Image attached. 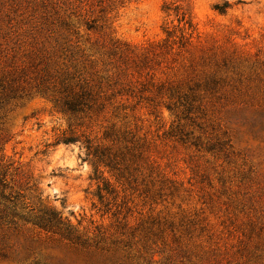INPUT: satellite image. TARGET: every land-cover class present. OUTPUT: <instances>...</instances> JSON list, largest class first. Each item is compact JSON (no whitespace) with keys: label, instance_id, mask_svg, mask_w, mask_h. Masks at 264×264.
<instances>
[{"label":"rangeland","instance_id":"1","mask_svg":"<svg viewBox=\"0 0 264 264\" xmlns=\"http://www.w3.org/2000/svg\"><path fill=\"white\" fill-rule=\"evenodd\" d=\"M0 175V264H264V0H0Z\"/></svg>","mask_w":264,"mask_h":264},{"label":"trees","instance_id":"2","mask_svg":"<svg viewBox=\"0 0 264 264\" xmlns=\"http://www.w3.org/2000/svg\"><path fill=\"white\" fill-rule=\"evenodd\" d=\"M229 7L230 5L228 3H224L222 5L217 4L215 9L224 13ZM88 95L89 94L85 90H81V93L73 101L66 103L68 110L73 113L84 112L86 106L88 105ZM5 189V176L2 177L0 175V222L6 221L10 217L21 216L18 210L21 209V205L23 204L22 196L20 194L15 193L8 195L6 194ZM21 217L27 219L29 222H33L40 228L50 231L61 230L63 226H66L61 216L47 208H43L38 211H36L35 208H32L27 217ZM66 234L70 235V232L68 231Z\"/></svg>","mask_w":264,"mask_h":264}]
</instances>
